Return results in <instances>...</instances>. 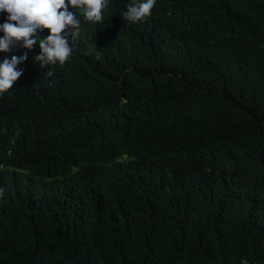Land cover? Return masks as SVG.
<instances>
[{
  "label": "trees",
  "instance_id": "trees-1",
  "mask_svg": "<svg viewBox=\"0 0 264 264\" xmlns=\"http://www.w3.org/2000/svg\"><path fill=\"white\" fill-rule=\"evenodd\" d=\"M132 2L0 52V264H264V0Z\"/></svg>",
  "mask_w": 264,
  "mask_h": 264
},
{
  "label": "clouds",
  "instance_id": "clouds-1",
  "mask_svg": "<svg viewBox=\"0 0 264 264\" xmlns=\"http://www.w3.org/2000/svg\"><path fill=\"white\" fill-rule=\"evenodd\" d=\"M107 4L108 0H0V13H7L5 22L0 24V32L4 33L0 37V52L9 51L10 45L21 41V47L28 49L38 42L40 53L34 60L40 67L57 62L63 66L75 51L73 42L81 29L77 13L69 8L83 9L87 21L102 23ZM155 5L156 0H133L119 15L129 24L143 21L152 15ZM44 29L49 32L47 36L42 35ZM25 60L26 53L0 61V93L13 88L23 74V69L18 70L17 66ZM47 74L52 76L54 73L49 71ZM3 191L0 188V195Z\"/></svg>",
  "mask_w": 264,
  "mask_h": 264
}]
</instances>
